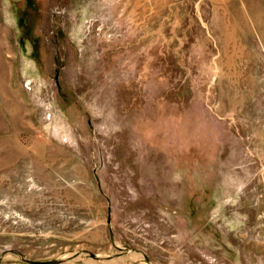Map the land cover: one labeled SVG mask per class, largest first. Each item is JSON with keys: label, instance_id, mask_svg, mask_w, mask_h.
I'll use <instances>...</instances> for the list:
<instances>
[{"label": "rangeland", "instance_id": "obj_1", "mask_svg": "<svg viewBox=\"0 0 264 264\" xmlns=\"http://www.w3.org/2000/svg\"><path fill=\"white\" fill-rule=\"evenodd\" d=\"M0 264H264V0H0Z\"/></svg>", "mask_w": 264, "mask_h": 264}, {"label": "water", "instance_id": "obj_2", "mask_svg": "<svg viewBox=\"0 0 264 264\" xmlns=\"http://www.w3.org/2000/svg\"><path fill=\"white\" fill-rule=\"evenodd\" d=\"M55 260L52 261V263H54Z\"/></svg>", "mask_w": 264, "mask_h": 264}, {"label": "bare ground", "instance_id": "obj_3", "mask_svg": "<svg viewBox=\"0 0 264 264\" xmlns=\"http://www.w3.org/2000/svg\"><path fill=\"white\" fill-rule=\"evenodd\" d=\"M130 255V254H129ZM128 256V255H127Z\"/></svg>", "mask_w": 264, "mask_h": 264}]
</instances>
